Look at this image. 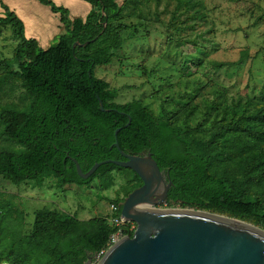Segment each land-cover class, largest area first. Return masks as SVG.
<instances>
[{
	"label": "trees",
	"instance_id": "1",
	"mask_svg": "<svg viewBox=\"0 0 264 264\" xmlns=\"http://www.w3.org/2000/svg\"><path fill=\"white\" fill-rule=\"evenodd\" d=\"M37 1L57 13L63 26L46 49L27 38L22 21L0 4V31L9 29L15 43L9 56H0V89L17 82L28 99L23 107L0 106V135L18 145L0 148V178L40 185L52 176L60 188L97 179L105 189L117 171L126 183L122 196L110 199L118 205L116 216L127 194L141 185L139 176L105 163L83 179L67 155L86 172L95 162L124 160L119 150L131 155L150 151L165 181L171 182L166 204L223 214L264 229V95L214 97L195 126L186 121L194 108L185 110L187 102L182 117L180 110L156 114L141 99L117 103V90L95 76L94 68L111 64L122 50L127 0H85L91 8L84 18H71L67 8L52 0ZM98 99L110 110L101 111ZM12 206L10 200H0V264H84L106 249L118 229L108 215L79 219L42 207L23 233L22 213L15 208V218H9ZM120 228L132 236L129 223Z\"/></svg>",
	"mask_w": 264,
	"mask_h": 264
},
{
	"label": "rangeland",
	"instance_id": "2",
	"mask_svg": "<svg viewBox=\"0 0 264 264\" xmlns=\"http://www.w3.org/2000/svg\"><path fill=\"white\" fill-rule=\"evenodd\" d=\"M69 15L77 14L70 8ZM123 21L128 28L118 58L94 68L95 76L117 90V103L141 99L156 114L180 110L182 117V104L187 102L185 110L194 108L186 121L195 126L214 97L264 95V0H127ZM14 44L11 31L2 29L0 56H9ZM27 102L17 82L0 89V106L15 103L23 107ZM2 147L18 145L0 135ZM111 178L105 189L97 179L90 185L60 188L52 176L40 185L34 180L15 185L0 178V200L13 203L9 218H15V208L22 213L21 231L27 233L33 212L42 207L79 219L108 215L110 199L121 197L126 183L123 173L113 171ZM158 208L186 207L171 203ZM3 209H9L5 203ZM102 255L90 256L85 263L96 264Z\"/></svg>",
	"mask_w": 264,
	"mask_h": 264
},
{
	"label": "water",
	"instance_id": "3",
	"mask_svg": "<svg viewBox=\"0 0 264 264\" xmlns=\"http://www.w3.org/2000/svg\"><path fill=\"white\" fill-rule=\"evenodd\" d=\"M98 101L101 111L110 110ZM129 122L130 118L126 125ZM114 145L119 149L116 142ZM119 153L124 160L95 162L86 172H82L75 158L67 155L83 179L100 165L113 163L131 169L142 181L120 203V215L135 223L132 236L124 235L115 241L96 264H264V230L236 218L211 215L214 213L209 211L159 209L166 204L171 182L165 183L150 151L142 156L122 150Z\"/></svg>",
	"mask_w": 264,
	"mask_h": 264
},
{
	"label": "crops",
	"instance_id": "4",
	"mask_svg": "<svg viewBox=\"0 0 264 264\" xmlns=\"http://www.w3.org/2000/svg\"><path fill=\"white\" fill-rule=\"evenodd\" d=\"M1 3L16 13L15 15L23 23L24 35L27 38H34L42 49H46L53 44L54 39L58 38L63 32L59 15L53 13L49 7H47L49 11L45 9L46 6L37 0H0ZM58 4L59 6H65L68 10L71 8L73 14H77L76 16L69 15L71 18H84L91 8L85 0H60ZM58 4L56 3V5ZM0 10L3 12L1 6Z\"/></svg>",
	"mask_w": 264,
	"mask_h": 264
},
{
	"label": "built area",
	"instance_id": "5",
	"mask_svg": "<svg viewBox=\"0 0 264 264\" xmlns=\"http://www.w3.org/2000/svg\"><path fill=\"white\" fill-rule=\"evenodd\" d=\"M118 210V205L111 203L109 205V213H108V222L116 227H118V229L112 233L110 235L109 241L107 243V247L106 249H108L115 241H117L119 238H121L122 236L126 235L123 234L122 230L120 227H122L125 223H129V230H133L134 227V223L131 221H125L124 218L118 214V215H113V213H115ZM106 249L102 250L99 255L104 254V252L106 251Z\"/></svg>",
	"mask_w": 264,
	"mask_h": 264
},
{
	"label": "bare ground",
	"instance_id": "6",
	"mask_svg": "<svg viewBox=\"0 0 264 264\" xmlns=\"http://www.w3.org/2000/svg\"><path fill=\"white\" fill-rule=\"evenodd\" d=\"M202 212H204V213H208L209 214V212H206V211H202ZM211 215H215V216H218V217H221V218H225V219H228L227 217H225V215H218V214H211ZM228 220H231V219H228ZM232 221H234V220H232ZM238 223H240V222H238ZM259 230V229H258Z\"/></svg>",
	"mask_w": 264,
	"mask_h": 264
},
{
	"label": "flooded vegetation",
	"instance_id": "7",
	"mask_svg": "<svg viewBox=\"0 0 264 264\" xmlns=\"http://www.w3.org/2000/svg\"><path fill=\"white\" fill-rule=\"evenodd\" d=\"M144 154H145V152H144V153L142 152V153H139L138 155L142 156V155H144ZM123 158H124V157H123ZM124 159H125V158H124ZM163 177L165 178L164 173H163ZM165 183H166V181H165ZM141 184H142V183H141ZM139 186H140V185H139ZM139 186H138V187H139ZM88 258H90V256H89ZM87 260H88V259H87Z\"/></svg>",
	"mask_w": 264,
	"mask_h": 264
}]
</instances>
